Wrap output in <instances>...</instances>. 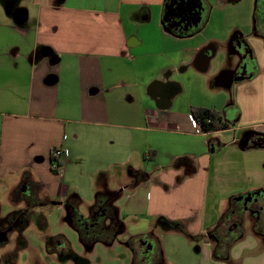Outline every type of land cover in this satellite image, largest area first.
Segmentation results:
<instances>
[{"label": "crops", "instance_id": "0c3cea01", "mask_svg": "<svg viewBox=\"0 0 264 264\" xmlns=\"http://www.w3.org/2000/svg\"><path fill=\"white\" fill-rule=\"evenodd\" d=\"M199 1L206 18L240 2ZM26 2L30 25L24 6L0 21V198L23 205L7 231L32 208L57 207L101 218L103 230L115 219L108 244H83L122 250L129 264L144 250L159 253L150 264H264V212L249 211L264 209V145H252L264 138V36L253 28L250 46L239 31L207 37L205 15L168 33L167 0ZM243 45L251 69L240 68ZM209 89L223 108L206 103ZM194 107L216 109L228 129L195 131ZM55 149L68 155L54 160ZM98 195L115 196L108 214L93 213ZM236 202L241 228L230 230Z\"/></svg>", "mask_w": 264, "mask_h": 264}, {"label": "rangeland", "instance_id": "374dc122", "mask_svg": "<svg viewBox=\"0 0 264 264\" xmlns=\"http://www.w3.org/2000/svg\"><path fill=\"white\" fill-rule=\"evenodd\" d=\"M254 2L255 0H240L235 5H221L213 11L211 18L209 16L211 12L207 14V18L205 15V18L210 23H208L209 26L205 31V35L207 37L227 39L234 31H239L249 45L248 40L252 38L254 28ZM22 6L26 7L28 11V20L24 24L30 25L32 23V10L26 0H0V21L12 22L15 11ZM219 63L220 58H216L212 62L211 68L217 70ZM206 92L211 95V98L209 96V99L205 100L206 103H215L220 108L224 107L220 96L221 93L210 89ZM0 199H2L0 200V216H2L0 217V264H129V260H125L122 250H118L117 252L114 249H106L99 242L93 244L92 247L85 246L79 234L71 225L69 212L66 211L64 212V216L59 217V213L56 211L57 207L52 211L55 213H51L50 216L47 212L51 207L32 208L26 214V219H21L14 226V229L7 231L6 227L11 223V219L17 216L19 213L18 209H21L23 205L10 204L7 199ZM86 211V207L83 206L79 209L81 213H85ZM36 212L41 214L40 217L35 215ZM86 217L82 218L86 219ZM43 218L47 223L45 229H42L40 225ZM136 221L137 219H129L126 222L128 225H133ZM159 239L161 240L162 247V236H159ZM59 240H62V242ZM119 241H121L120 236L115 238V242ZM29 246L32 250L27 248L28 251H24ZM47 246L55 249L51 252L52 254L45 250ZM177 246L180 249L183 248L179 244ZM22 248L23 250H21ZM181 252L183 253L182 257L185 262L187 260V253L184 249ZM49 254L51 257H48ZM158 256L159 253L151 251L145 259L140 258L138 261L143 264H150L156 262ZM172 257L174 256H169L170 260L167 264H174ZM187 261L188 264H192L190 256H188Z\"/></svg>", "mask_w": 264, "mask_h": 264}, {"label": "trees", "instance_id": "16d2710c", "mask_svg": "<svg viewBox=\"0 0 264 264\" xmlns=\"http://www.w3.org/2000/svg\"><path fill=\"white\" fill-rule=\"evenodd\" d=\"M254 10V31L256 34L264 36V5H262L258 0ZM191 115L197 120L204 133L224 131L229 127L226 121H224L221 113L213 108L194 107L191 109ZM143 178V175L138 176L139 181ZM113 197L98 195L94 204L93 213L102 211L103 213L108 214L107 212H109V210L106 211L105 209L107 205H109V202L112 201ZM114 220H112V227L109 225L108 229L104 230L101 226V223L103 222L101 218H97L92 221H84L73 215L71 223L74 229L78 232L83 243L92 244L95 241H104L108 244L110 240H107V238L111 235L113 236V234L119 230L117 229L118 227H116ZM219 225L220 223H218L216 227H219ZM223 258H226V254Z\"/></svg>", "mask_w": 264, "mask_h": 264}, {"label": "flooded vegetation", "instance_id": "af4514ba", "mask_svg": "<svg viewBox=\"0 0 264 264\" xmlns=\"http://www.w3.org/2000/svg\"><path fill=\"white\" fill-rule=\"evenodd\" d=\"M199 2V0H197ZM201 4V2H200ZM173 5V7L175 8L174 10H169L168 11V16L165 17V24L170 28V30L172 32H178V31H184L186 29L189 28H193L195 27L197 24H199L202 21V18L205 15V7L203 4H201V10L198 13V16H190L188 14H186V6H179V0H167L166 6H170ZM165 6V7H166ZM240 52H242V55L244 56L242 58V61L240 64L243 63L242 66H240L241 69H251L252 68V59L248 56L245 57V52L247 53L246 55H248V49L243 45L242 49L240 48ZM259 137V136H258ZM255 137L252 140H254V142L257 143H262V145H264V138L262 137ZM253 205L255 206L253 210L249 209L250 212H254L255 214H257L258 216H260V213L263 211L264 209L259 206V203H253ZM230 209H229V214L228 216H230V218L227 220L228 221H232L233 223L230 225V230H235L237 228H241V223H242V219L237 220V216L244 210V203H232L230 204ZM147 253L144 250L141 258L145 259L147 257Z\"/></svg>", "mask_w": 264, "mask_h": 264}, {"label": "water", "instance_id": "95a60500", "mask_svg": "<svg viewBox=\"0 0 264 264\" xmlns=\"http://www.w3.org/2000/svg\"><path fill=\"white\" fill-rule=\"evenodd\" d=\"M184 5L186 6V12L185 13L192 16V17L198 16V13L200 12L201 7H202L200 4V1L198 2L197 0H179V6H184ZM174 9L175 8L173 7V5L166 6L165 7V17L169 15L168 14L169 10H174ZM18 15L19 14H16V16H18ZM21 20H22V18H21ZM162 26L166 32L171 33L170 28L165 24V20L162 23ZM246 141L242 142V144H241V146L243 148L248 145ZM252 145L256 146V147H260V146H262V143L253 142Z\"/></svg>", "mask_w": 264, "mask_h": 264}, {"label": "built area", "instance_id": "2783aa9c", "mask_svg": "<svg viewBox=\"0 0 264 264\" xmlns=\"http://www.w3.org/2000/svg\"><path fill=\"white\" fill-rule=\"evenodd\" d=\"M190 121H191V124H192L193 128L195 129V131H197V132L202 131L203 132L199 123L197 122V120L192 115L190 116ZM67 155H68V150H66V149H55L52 151L51 156L54 160H58V159L65 157ZM54 167H56V166H54Z\"/></svg>", "mask_w": 264, "mask_h": 264}]
</instances>
